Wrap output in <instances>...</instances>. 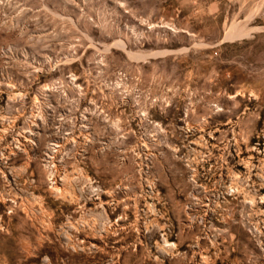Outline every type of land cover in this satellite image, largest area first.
I'll list each match as a JSON object with an SVG mask.
<instances>
[{
    "label": "rangeland",
    "instance_id": "374dc122",
    "mask_svg": "<svg viewBox=\"0 0 264 264\" xmlns=\"http://www.w3.org/2000/svg\"><path fill=\"white\" fill-rule=\"evenodd\" d=\"M0 264H264V0H0Z\"/></svg>",
    "mask_w": 264,
    "mask_h": 264
},
{
    "label": "bare ground",
    "instance_id": "6f19581e",
    "mask_svg": "<svg viewBox=\"0 0 264 264\" xmlns=\"http://www.w3.org/2000/svg\"><path fill=\"white\" fill-rule=\"evenodd\" d=\"M246 29L247 28L240 26L238 24L232 25L229 36L246 35V34H248ZM248 32H249V30H248Z\"/></svg>",
    "mask_w": 264,
    "mask_h": 264
}]
</instances>
